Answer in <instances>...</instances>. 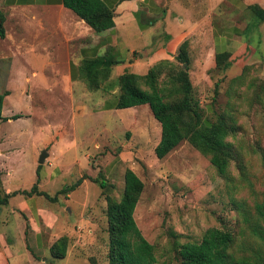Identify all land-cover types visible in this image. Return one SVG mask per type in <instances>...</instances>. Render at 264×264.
Here are the masks:
<instances>
[{
    "label": "rangeland",
    "instance_id": "rangeland-1",
    "mask_svg": "<svg viewBox=\"0 0 264 264\" xmlns=\"http://www.w3.org/2000/svg\"><path fill=\"white\" fill-rule=\"evenodd\" d=\"M154 1L164 5V1ZM163 14L156 17L155 31L122 37L125 45L120 43V47L131 43L141 51L146 41V52L153 54L164 37L159 32ZM212 21L214 54L229 51L231 65L225 71L214 69L213 56L210 59L204 53L202 57L195 46L189 47L188 74L203 117L211 119L225 112L235 122L237 132L227 141L238 156L230 164L228 179L187 141L157 159L154 149L161 128L148 105L100 111L102 101L106 105L119 94L117 87L108 92L88 90L80 77L70 78L52 41L41 39L44 33L37 21L7 23L9 39H0V93L8 92L0 120V189L30 190L38 166L39 184L50 197L81 177L87 178L74 191L57 195L55 201L33 195L38 210H49L54 216L48 222L53 231L46 249H37L30 240L34 236L24 213L20 216L18 209L14 211L19 216L6 212L3 222L0 219V264H30L29 255L33 264H108L106 199L121 198L126 170L143 183L134 219L153 245L158 264L177 263L174 245L199 243L209 228L232 232L237 244L245 241L234 202L253 210L264 201V22L236 35L233 28L244 31L251 21L244 8L227 0L218 6ZM17 47H23L22 57H14ZM151 61L154 58H143V65ZM152 66L145 67L143 75ZM118 71L123 73L115 65L113 76L122 74ZM116 78L110 76L109 82ZM159 82L162 87L170 86L166 77ZM43 151L48 156L39 165ZM26 198L17 196L14 205ZM41 213L33 214L34 224L39 222L40 227L37 218ZM3 223L10 233L4 232ZM63 236L68 240L66 256L53 258L49 247Z\"/></svg>",
    "mask_w": 264,
    "mask_h": 264
},
{
    "label": "trees",
    "instance_id": "trees-1",
    "mask_svg": "<svg viewBox=\"0 0 264 264\" xmlns=\"http://www.w3.org/2000/svg\"><path fill=\"white\" fill-rule=\"evenodd\" d=\"M61 4L95 33L114 27L113 7L103 0H62ZM244 10L251 23L244 31H235L236 35H244L250 27H258L264 22V9L259 5H247ZM4 22L5 15L0 10V39L5 37ZM188 51L189 42L186 40L179 45L173 61H161L152 66L145 75L124 72L114 83H110L109 78L113 66L118 64V61L109 50L97 58L82 60L76 70L90 91L108 92L114 87L118 88L119 94L106 109L148 105L153 118L161 128L160 140L154 149L157 159L165 158L181 142L187 141L208 158L209 163L222 178L228 179L230 164L237 161L238 152L227 138L234 136L237 128L235 122L225 112L215 114L211 119L203 117L198 101L191 93ZM230 57L229 51L216 52L214 69L224 71L228 69L231 65ZM162 76L168 78L170 86L162 87L159 84ZM7 95L8 92L0 93V120L4 119L2 109ZM17 118L19 116L12 117L14 120ZM40 168L41 166L37 167V178L30 190L4 194L0 189V207L6 205L10 197L18 194L26 197L42 196L55 201L57 195L74 191L87 178L81 177L50 197L38 190ZM123 182L121 198L106 199L108 264H158L153 245L142 236L134 219L143 183L131 170L124 172ZM100 187L103 188L104 183H100ZM234 204L242 218L243 231L247 235L246 242L237 244V238L232 232L209 228L199 243L175 244L177 263L163 264H264V201L256 203L253 210L248 209L245 203ZM67 243V237L58 238L49 247L50 255L56 259H63L66 256Z\"/></svg>",
    "mask_w": 264,
    "mask_h": 264
},
{
    "label": "crops",
    "instance_id": "crops-1",
    "mask_svg": "<svg viewBox=\"0 0 264 264\" xmlns=\"http://www.w3.org/2000/svg\"><path fill=\"white\" fill-rule=\"evenodd\" d=\"M103 1L113 7L114 27L101 33H95L70 10L64 8L61 4L62 0H0V10H2L5 15L4 39L8 38V27L6 26L8 22L19 21L22 23H32V21H37L40 29L39 31H43L44 33V38L41 39L43 41H52L51 44H54L53 48H58V51H60V58L62 59L60 64L67 65L70 78L73 81L78 80L79 76L76 68L82 60L97 58L104 55L108 50L114 54V59L118 61L116 66H119L123 73L127 70V72H129L131 69L140 75H143L145 72V67L154 65L155 61L174 60L179 45L186 40L189 42L190 48L196 47L198 49L197 51L200 52V56L205 53L210 59L211 56H213L214 61L216 39H213L214 41L212 42V37L216 34V30L214 28L212 16L218 6L225 2V0H160L161 4H163L164 1L163 6H159L154 0ZM229 1L230 2H227L237 8H245L247 5L257 4L264 9V0ZM162 14L163 24L159 32L163 33L164 37L160 38V44L153 54L151 51L146 52V41H144L145 47L142 48L141 51L132 47L133 44L131 43H128L123 48L120 47V43L124 44L122 37H126L129 34H134L133 36H135L137 33L143 35L155 31V27L158 24L156 17ZM22 23V32L20 33L24 34L25 28H23ZM232 30L239 31V29L234 28ZM45 35H47V37ZM22 48L23 47L16 48L14 57L23 56L24 53H22ZM33 53L34 52H32V54ZM150 57L154 58V62H148V64H146L147 66H144L143 58L149 59ZM119 72L121 71H118V73ZM129 73H131V71ZM111 77H118L116 75L113 76V68L111 70ZM87 93L85 92V94ZM102 102L103 106L101 110L99 109L100 111H114V109H106L111 101L106 105L104 101ZM39 185L40 189L38 187V190L44 192L41 189L42 184L38 182V186ZM2 190L4 194L14 192L12 188L5 189V191L4 189ZM17 196H19V194L10 197L8 203L0 207L1 222H3V215L6 212L15 215L17 214L15 211L18 209L22 212H19L20 216L23 213L25 214L28 226H30V230L32 231H30V235L34 236V238L32 237L33 239L30 240L33 241L37 249H46L48 243L51 241L49 237H52L49 236V234L52 233L53 230L48 228V222L51 221L50 217L54 218L53 214L50 215L51 212L49 210L44 211V208H42L43 211L38 210L35 196L26 198V200L18 205L19 207L17 205L15 206L14 203ZM40 212H42L40 214L41 217L37 219L42 222V227L44 229H40L42 227H40L39 222L34 224L36 221H34L33 214L38 217L37 214ZM3 224H5L2 226L4 232L10 233L7 228L8 224ZM24 234L23 232L20 236L22 241L26 238V234ZM5 238L3 239L4 241H6ZM6 251L9 256H12L8 251V247ZM29 258L27 263L33 264L30 255Z\"/></svg>",
    "mask_w": 264,
    "mask_h": 264
},
{
    "label": "water",
    "instance_id": "water-1",
    "mask_svg": "<svg viewBox=\"0 0 264 264\" xmlns=\"http://www.w3.org/2000/svg\"><path fill=\"white\" fill-rule=\"evenodd\" d=\"M48 154L46 151H43L40 156H39V160H38V164L42 165L44 163V160L47 158Z\"/></svg>",
    "mask_w": 264,
    "mask_h": 264
}]
</instances>
